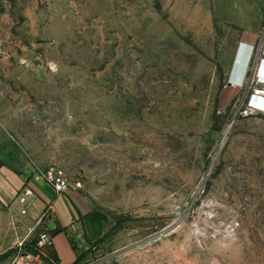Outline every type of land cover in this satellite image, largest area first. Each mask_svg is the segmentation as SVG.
I'll use <instances>...</instances> for the list:
<instances>
[{
  "label": "rangeland",
  "instance_id": "374dc122",
  "mask_svg": "<svg viewBox=\"0 0 264 264\" xmlns=\"http://www.w3.org/2000/svg\"><path fill=\"white\" fill-rule=\"evenodd\" d=\"M242 34L211 0H0V156L110 223L76 264H264Z\"/></svg>",
  "mask_w": 264,
  "mask_h": 264
},
{
  "label": "crops",
  "instance_id": "0c3cea01",
  "mask_svg": "<svg viewBox=\"0 0 264 264\" xmlns=\"http://www.w3.org/2000/svg\"><path fill=\"white\" fill-rule=\"evenodd\" d=\"M211 7L216 19L242 29L245 45H264V0H211ZM0 162V254L20 242H33L40 231L48 229L53 244L47 252L58 264H72L91 243L105 235L110 223L102 213L84 207L67 192L57 194L51 185L36 178L34 169H21L18 163L2 156ZM24 185L35 193L26 214L21 213L23 205L18 198ZM48 205L52 216L39 224Z\"/></svg>",
  "mask_w": 264,
  "mask_h": 264
},
{
  "label": "built area",
  "instance_id": "2783aa9c",
  "mask_svg": "<svg viewBox=\"0 0 264 264\" xmlns=\"http://www.w3.org/2000/svg\"><path fill=\"white\" fill-rule=\"evenodd\" d=\"M262 35L264 36V30L262 31ZM247 46L251 49V59H253L250 75L247 78V84H249V88L251 89V94L248 98V108L258 112H264V72H260V68L262 66L264 68V45H258V47ZM1 47L2 42L0 40V52ZM34 174L36 178L51 185L57 194L66 193L70 189V181L68 177L55 165L40 168L36 170ZM34 197L35 193L33 189L29 185H24L18 194L19 201L24 205L21 210L22 214L27 213V207ZM52 212L51 205L45 207L39 224H42L45 219L50 218ZM52 244L53 236L48 229L40 231L35 240L31 243H26L24 241L20 242L16 252L19 260L18 264H46L47 262L45 258H48L46 253L47 248Z\"/></svg>",
  "mask_w": 264,
  "mask_h": 264
},
{
  "label": "bare ground",
  "instance_id": "6f19581e",
  "mask_svg": "<svg viewBox=\"0 0 264 264\" xmlns=\"http://www.w3.org/2000/svg\"><path fill=\"white\" fill-rule=\"evenodd\" d=\"M261 69V71L260 72H264V68H263V66L260 68ZM246 78V77H245ZM245 78H244V81H245ZM243 81V82H244ZM232 83H233V85H236V86H238V85H241V83L239 82V80H237L236 78H233L232 79ZM254 98H256V97H254Z\"/></svg>",
  "mask_w": 264,
  "mask_h": 264
},
{
  "label": "trees",
  "instance_id": "16d2710c",
  "mask_svg": "<svg viewBox=\"0 0 264 264\" xmlns=\"http://www.w3.org/2000/svg\"><path fill=\"white\" fill-rule=\"evenodd\" d=\"M0 164H1V162H0ZM78 262H79V258L76 259L72 264H76V263H78Z\"/></svg>",
  "mask_w": 264,
  "mask_h": 264
},
{
  "label": "water",
  "instance_id": "95a60500",
  "mask_svg": "<svg viewBox=\"0 0 264 264\" xmlns=\"http://www.w3.org/2000/svg\"><path fill=\"white\" fill-rule=\"evenodd\" d=\"M230 82H231V81H230ZM12 157H13V158H15V156H14V155H12Z\"/></svg>",
  "mask_w": 264,
  "mask_h": 264
}]
</instances>
